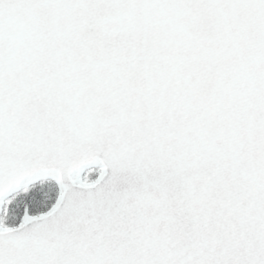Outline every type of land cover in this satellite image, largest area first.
<instances>
[{"label": "snow or ice", "instance_id": "1", "mask_svg": "<svg viewBox=\"0 0 264 264\" xmlns=\"http://www.w3.org/2000/svg\"><path fill=\"white\" fill-rule=\"evenodd\" d=\"M0 264H264V0H0Z\"/></svg>", "mask_w": 264, "mask_h": 264}]
</instances>
